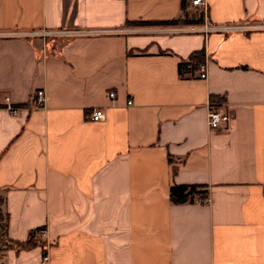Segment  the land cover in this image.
Returning a JSON list of instances; mask_svg holds the SVG:
<instances>
[{
    "label": "crops",
    "instance_id": "crops-1",
    "mask_svg": "<svg viewBox=\"0 0 264 264\" xmlns=\"http://www.w3.org/2000/svg\"><path fill=\"white\" fill-rule=\"evenodd\" d=\"M192 1L0 0L7 237L46 230L5 264H264V0ZM45 30L80 34L13 36ZM201 51L207 79L180 72ZM211 102L228 128L209 127ZM175 184L209 197L173 202Z\"/></svg>",
    "mask_w": 264,
    "mask_h": 264
},
{
    "label": "built area",
    "instance_id": "built-area-1",
    "mask_svg": "<svg viewBox=\"0 0 264 264\" xmlns=\"http://www.w3.org/2000/svg\"><path fill=\"white\" fill-rule=\"evenodd\" d=\"M193 5L199 6L206 10L207 8V1L206 0H193ZM263 28V27H262ZM253 27L244 25V24H233V25H223L221 27H216L211 24H205L202 27L203 33H210L212 31L216 30H222V31H250ZM174 32H183L184 29L181 26L174 25L173 29ZM80 34L78 31H68V30H53V31H40V32H16L13 36H19L24 38H30V37H41V38H51L56 36H69L74 34ZM208 77V71L205 64H202L199 69V78L201 79H207ZM108 98L110 100L116 99V93L114 91H111L108 93ZM36 104L38 106H43L46 101V93L43 89H40L35 94ZM128 104H132V101H129ZM225 105V103H209V110L207 115V121L208 125L211 129L216 128H228L231 122V115L228 111L223 110L222 106ZM8 108L12 112H17L18 108L13 107L11 105H8ZM88 118L91 121H100L105 118V111L101 107H95L89 112ZM39 236L41 238L46 237V230L41 229L39 232ZM9 249V238L7 235L2 237L0 235V264H5V257L6 253ZM44 261L48 260V255L46 254L43 257Z\"/></svg>",
    "mask_w": 264,
    "mask_h": 264
},
{
    "label": "trees",
    "instance_id": "trees-1",
    "mask_svg": "<svg viewBox=\"0 0 264 264\" xmlns=\"http://www.w3.org/2000/svg\"><path fill=\"white\" fill-rule=\"evenodd\" d=\"M184 1V0H183ZM184 7V4H183ZM200 22V19H198ZM196 21V22H198ZM181 20H172L168 21L164 24H177L181 23ZM190 21L185 19L183 23H189ZM204 52H196L191 55L188 62H181L179 64V70H181L192 64V67L197 68L204 64ZM170 195L173 202L183 203L187 201H195L196 199H200L202 201H206L209 197V191L207 186L205 185H172L170 188ZM4 203L5 198L0 195V235L4 237L7 235V226H8V214L4 211ZM42 229V228H41ZM41 229L35 230L30 238L22 243H13L9 240V246H16L17 248H32L41 243V237L39 236V232Z\"/></svg>",
    "mask_w": 264,
    "mask_h": 264
},
{
    "label": "rangeland",
    "instance_id": "rangeland-1",
    "mask_svg": "<svg viewBox=\"0 0 264 264\" xmlns=\"http://www.w3.org/2000/svg\"><path fill=\"white\" fill-rule=\"evenodd\" d=\"M193 13H194V10H191V11H190V14L192 15ZM192 17H193V16H192Z\"/></svg>",
    "mask_w": 264,
    "mask_h": 264
}]
</instances>
